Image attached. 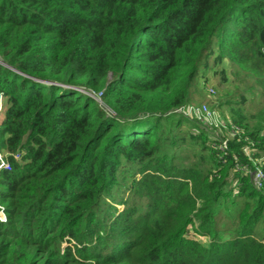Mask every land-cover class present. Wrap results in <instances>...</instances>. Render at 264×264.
<instances>
[{
    "label": "trees",
    "instance_id": "trees-1",
    "mask_svg": "<svg viewBox=\"0 0 264 264\" xmlns=\"http://www.w3.org/2000/svg\"><path fill=\"white\" fill-rule=\"evenodd\" d=\"M226 59L264 72V0H0V264L242 260L264 188L232 171L235 157L251 167L241 146L264 150L261 126L231 108L253 145L219 152L167 116ZM245 199L247 220L220 231L218 214Z\"/></svg>",
    "mask_w": 264,
    "mask_h": 264
},
{
    "label": "rangeland",
    "instance_id": "rangeland-1",
    "mask_svg": "<svg viewBox=\"0 0 264 264\" xmlns=\"http://www.w3.org/2000/svg\"><path fill=\"white\" fill-rule=\"evenodd\" d=\"M0 65L3 63L0 61ZM223 71L224 79L221 80L219 72ZM96 102L99 98L92 93L82 91ZM190 96L185 106L205 107L208 112V117L195 119L192 117H185L184 115L176 116L194 123L203 130L211 132L210 135L217 138L218 142L210 143V147L219 152L226 150L227 142L245 143L253 145L252 140L248 137V132L240 128V133L233 126V118L230 109L234 111L240 110L244 114H248L247 124L251 131L258 124L261 126V133L257 134V138L262 139L264 135V125L260 122L258 114L264 110V72L260 71L254 65V59L249 62H231L226 59L221 66H211L208 70L201 74V81L192 85L189 90ZM240 98L245 100V105L237 108L233 105L230 107L229 103L236 104ZM184 107V106H183ZM5 110L4 101L0 100V122ZM181 126V130L186 129V125ZM167 127V126H166ZM257 129V130H258ZM189 131L195 132L194 129L189 128ZM254 131V130H253ZM242 139V140H240ZM199 152V149L188 150L183 149L179 151V155L185 159V165H189L190 161L196 160L192 158L193 153ZM242 156L250 163L251 167L240 163L238 158H234L235 165L234 172H243L248 175L252 186L257 189L264 188V150H244L240 148ZM235 180H232L234 184ZM120 201V200H117ZM240 201V200H238ZM255 202L247 199L242 200L241 204L221 212L219 215L220 231L223 229L235 230L240 227V219L246 218L251 214ZM119 211L123 210V206H117ZM227 212V216L222 218ZM264 214V213H263ZM7 221V218H6ZM249 232H247V242H249V252L239 262L231 260V264H260L264 262V216L259 219V222H254L249 225ZM248 226V227H249ZM247 229V228H246ZM189 236L198 244L206 246L207 239L198 235H193L192 231L188 232ZM219 237L222 240H227L228 236L225 233H220ZM198 264H210L206 260ZM230 264V263H229Z\"/></svg>",
    "mask_w": 264,
    "mask_h": 264
},
{
    "label": "built area",
    "instance_id": "built-area-1",
    "mask_svg": "<svg viewBox=\"0 0 264 264\" xmlns=\"http://www.w3.org/2000/svg\"><path fill=\"white\" fill-rule=\"evenodd\" d=\"M1 100V99H0ZM184 106V107H183ZM177 109H175L173 112L169 113V115H184L185 117H192L195 119H200L208 117V112L205 107H195V106H185L183 105ZM234 128L240 133V129L236 126ZM241 134V133H240ZM242 140V139H240ZM1 160V158H0ZM6 223V214L4 211L3 206L0 204V224H5Z\"/></svg>",
    "mask_w": 264,
    "mask_h": 264
}]
</instances>
